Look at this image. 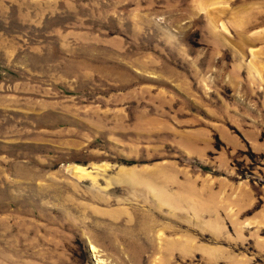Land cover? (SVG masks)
<instances>
[{
    "label": "rangeland",
    "instance_id": "374dc122",
    "mask_svg": "<svg viewBox=\"0 0 264 264\" xmlns=\"http://www.w3.org/2000/svg\"><path fill=\"white\" fill-rule=\"evenodd\" d=\"M0 264H264V0H0Z\"/></svg>",
    "mask_w": 264,
    "mask_h": 264
},
{
    "label": "bare ground",
    "instance_id": "6f19581e",
    "mask_svg": "<svg viewBox=\"0 0 264 264\" xmlns=\"http://www.w3.org/2000/svg\"><path fill=\"white\" fill-rule=\"evenodd\" d=\"M69 171L71 172V174L75 177H77L78 179H82V178H85L87 176H89L87 170L82 167V166H79V165H76V166H72ZM95 248H93L94 250Z\"/></svg>",
    "mask_w": 264,
    "mask_h": 264
}]
</instances>
